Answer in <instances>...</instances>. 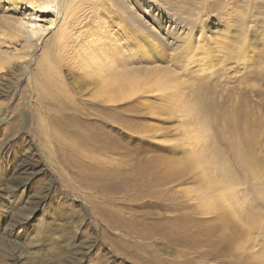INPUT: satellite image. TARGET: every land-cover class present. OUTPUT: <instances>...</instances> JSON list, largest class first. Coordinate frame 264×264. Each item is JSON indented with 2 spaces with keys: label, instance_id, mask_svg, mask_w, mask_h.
<instances>
[{
  "label": "rangeland",
  "instance_id": "rangeland-1",
  "mask_svg": "<svg viewBox=\"0 0 264 264\" xmlns=\"http://www.w3.org/2000/svg\"><path fill=\"white\" fill-rule=\"evenodd\" d=\"M0 264H264V0H0Z\"/></svg>",
  "mask_w": 264,
  "mask_h": 264
},
{
  "label": "bare ground",
  "instance_id": "bare-ground-1",
  "mask_svg": "<svg viewBox=\"0 0 264 264\" xmlns=\"http://www.w3.org/2000/svg\"><path fill=\"white\" fill-rule=\"evenodd\" d=\"M35 4V3H34ZM33 3H31V7H33L32 5H34ZM30 7V8H31ZM108 83H110V82H108ZM105 87V86H104ZM110 88V87H109ZM108 88V89H109ZM104 89H107V88H104ZM111 89V88H110ZM106 92V91H105ZM116 96V95H115ZM115 96H111V97H109L106 101H109V102H112V101H114V100H117L118 98V96L117 97H115Z\"/></svg>",
  "mask_w": 264,
  "mask_h": 264
}]
</instances>
